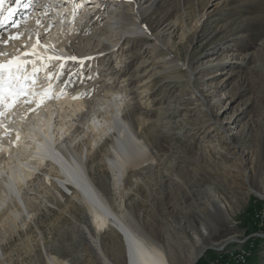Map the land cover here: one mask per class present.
Instances as JSON below:
<instances>
[{
    "label": "bare ground",
    "instance_id": "bare-ground-1",
    "mask_svg": "<svg viewBox=\"0 0 264 264\" xmlns=\"http://www.w3.org/2000/svg\"><path fill=\"white\" fill-rule=\"evenodd\" d=\"M158 2L160 0H88L87 3L84 0H75V3H84V6L77 9L73 16V3L65 0H35L34 5L38 8L32 11L30 17L26 16L27 19L19 28L13 29L11 20L0 28V34L4 38H7L9 32L23 33L19 40L10 41L7 45L0 44V51L14 53L17 48L30 49L36 42V33L39 32L41 43L54 45L56 53L93 57L84 62L85 76L92 75L93 79L65 86L66 94L46 100L38 108L36 102L42 99L39 96L30 105H17L9 114L11 118L3 120L10 132L6 136H0V264H19L13 257L18 249L30 257L29 264H66L68 260L61 259L64 250L52 247L42 231L40 237L35 239L30 224L33 223V226L40 229L37 222L40 211H55L49 204L63 210L69 203L74 204L72 200L79 202L75 208L82 211L83 217L78 230L73 229V232L85 241L82 249L95 255L99 264H175L178 257H188L174 250L169 243V237H166L165 242L162 241L152 231L154 229L142 223L138 213V198L144 191L152 195L154 186L161 183L167 186L166 196L163 198L169 197L168 187L176 181V172L181 167V163L174 161L175 156H167L166 150L160 144L152 145L150 136L145 131L161 125L169 138L178 135L194 139L191 134L193 131L194 134H202L203 139H208L211 134L200 120L193 121L185 117L187 113L175 121L180 114L178 106L165 101L155 104L151 88L146 87L144 80L141 82L138 78L142 76L141 69L135 67L128 75L129 64L122 58H127L129 49L123 40L129 34L139 35L140 38L152 35L146 19ZM111 10L112 15L108 13ZM23 13V8L17 9L12 20H18L17 15L22 20ZM26 13L28 14L25 10ZM59 14H62V20ZM37 20H40L39 24ZM154 22L156 20L152 23ZM49 24L52 26L45 32ZM180 24V21H176L170 27V33L182 28ZM70 29L76 31H69ZM154 37L156 40L159 38ZM170 39L161 47L160 55L163 59L160 64L167 65L165 70H170L168 73L173 75L171 78H184L183 85L186 90L192 89L193 93H198L199 98L196 97V100L199 101L202 111H207L205 115L210 116L209 104L204 101L205 97L202 89L200 90L203 85L201 82L204 81L197 75L200 70L192 69L188 65V59L181 61L174 55ZM38 51L42 54L45 49L38 46ZM48 51L52 53L51 48ZM254 54H245L240 58L232 54L227 63L236 65L239 62L245 67L253 64ZM234 58L238 59L232 61ZM158 59L156 58L157 61ZM56 63L58 62L53 63L52 68ZM38 75L40 79L37 85H46L48 81L43 79L45 73ZM242 81L243 78L241 83ZM54 91H60L59 82L56 83ZM84 92H90V95L73 99V96ZM188 94L193 95L189 92ZM224 95L230 104L236 99L234 93L225 92ZM191 98L182 95L180 99L189 104ZM151 103L152 106L158 105L155 121L146 117L147 113L150 114L146 108ZM248 104L249 101L240 103L238 111L248 109ZM29 107L36 110L28 112ZM255 116L251 114L250 119L253 120ZM3 131L4 128L0 127V133ZM218 132L215 131V134ZM219 137L223 138V135ZM220 138L215 139L218 142L209 148L210 154H227L218 146ZM102 166L110 172L111 184L107 180L105 186L113 189L117 196L113 202H110L91 175L95 167ZM15 167H20L23 175L14 179V191L11 192L7 181ZM258 194L264 197V187ZM216 206L225 209L222 204ZM69 217L76 219L75 214H69ZM254 219L264 222L262 217ZM133 228L136 230L134 234L138 235L143 244V248L138 249V255L133 254L128 241L129 231ZM106 230L109 233L101 236L100 233ZM15 235L20 236L21 242L18 247L13 244L9 248L7 243ZM207 235L208 230L204 227L198 236L195 235L196 242L204 244L202 248L210 244ZM224 241L226 240L211 243L219 244L218 247ZM242 246L245 250L235 248L232 253L220 256L217 264H224V260L233 257L237 258L235 262L242 264L250 244ZM68 247L71 253L78 251L74 244ZM18 256L21 258L22 254L18 252ZM188 261L190 263L192 258Z\"/></svg>",
    "mask_w": 264,
    "mask_h": 264
},
{
    "label": "rangeland",
    "instance_id": "rangeland-1",
    "mask_svg": "<svg viewBox=\"0 0 264 264\" xmlns=\"http://www.w3.org/2000/svg\"><path fill=\"white\" fill-rule=\"evenodd\" d=\"M156 8L146 19L152 35L140 38L139 35L129 34L123 40L129 49L127 58H122L129 64L128 75L135 67L141 69L142 76L138 78L151 88L155 104L165 101L178 106L180 114L175 121L187 113L185 117L200 120L211 134L208 139H203L202 134H194V131L191 133L194 139L178 135L169 138L161 125H155V130L145 131L150 136L151 144H160L166 150V155H174V161L181 163V167L176 172V181L168 187L169 197L163 198L167 186L160 183L154 186L153 198L146 191L138 198L140 219L154 229L152 231L162 241L169 237L174 250L188 255V259L178 257L175 264H192L204 246L195 240L202 227L209 233L206 237H209L210 244L205 247L211 248H206L194 264H217L220 256L232 253L235 248L245 250L242 245L247 243L250 246L242 264H247L252 256L255 264H264V222L254 219L255 210L264 205V197L258 194L264 187V0H160ZM108 13L113 14L112 10ZM176 21L181 22L182 28L170 33V27ZM154 36L159 38L156 40ZM169 38L174 55L181 61L188 59L192 69L200 70L197 75L205 81L201 82L200 90L204 101L209 104L210 116L205 115L207 111H202L196 100L198 93H193L192 89L186 90L184 78H171L170 70H165L167 65L160 64L163 59L161 47L166 45ZM232 54L238 58L254 54L253 64L245 67L239 62L236 65L228 64ZM156 58H159L158 61ZM187 91L193 95L189 96ZM225 92L236 95L234 102L229 103ZM182 95L192 97L189 104L180 99ZM246 101H249L248 109L239 112V104ZM157 107L151 103L146 108L150 111L146 117L151 121L157 118ZM251 114H255L256 118L251 120ZM215 131H219L218 134ZM217 138H220L219 148L227 154L220 156L209 153V148L218 142L215 141ZM95 168L91 175L113 202L117 196L113 189L105 186L107 180L111 181L110 172L103 166ZM161 197L163 199L159 201ZM72 202L74 204L69 203L63 210L49 204L55 211H40L37 216L40 229L30 224L33 237L39 238L42 231L52 247L64 250L63 257L59 258L68 260L66 264H99L95 255L82 249L85 241L73 232V229L78 230L83 217L82 211L75 208L79 202ZM218 204L225 209L218 208ZM69 214H75L76 219L69 217ZM108 233L106 230L100 235ZM83 234L86 236L85 231ZM19 237L15 235L7 246L10 248L15 244L18 247L21 242ZM224 239L229 243L223 252L218 253L214 247L219 244L212 245L211 242ZM72 244L76 247L79 245L78 251L71 253L68 250V245ZM238 246L242 247L238 249ZM18 252L22 254L21 258ZM18 252L13 253L17 262L29 264L30 257L25 256L23 250L18 249ZM189 258H192L190 263ZM233 258L237 263V258Z\"/></svg>",
    "mask_w": 264,
    "mask_h": 264
},
{
    "label": "snow or ice",
    "instance_id": "snow-or-ice-1",
    "mask_svg": "<svg viewBox=\"0 0 264 264\" xmlns=\"http://www.w3.org/2000/svg\"><path fill=\"white\" fill-rule=\"evenodd\" d=\"M65 2L73 3V16H75L76 10L82 8L88 0H84V3H75V0H65ZM34 4L35 0H23V2L22 0H0V28H3L10 20L13 29L19 28L27 17L22 20H12L13 14L16 13L17 9L30 8ZM59 15L62 20V14ZM36 22L39 24L40 20ZM69 22H72V18L69 19ZM51 26L49 24V27L45 28V32H48ZM69 31H76V29ZM22 35V32H9L7 38H4L3 34H0V44L7 45L10 41L19 40ZM36 36V42L31 45L30 49L21 50L17 48L14 53L0 51V127L4 128L0 136L9 134L10 129L4 125L3 120L11 118L9 114L17 105H30L34 102V98L39 96L42 99L36 102L38 108L44 101L66 94L65 86H71L77 81L83 83L85 79H93L92 75L85 76L84 74L85 60H91L93 57L61 55L56 53L54 45L41 43L39 32L36 33ZM38 46L45 49L44 53L41 54L38 51ZM49 48L52 49V53H49ZM54 62L58 63L52 68ZM69 62L72 64L70 65ZM50 68L52 70H49ZM41 72L45 73L43 79L47 80L48 83L38 86L37 81L40 79L38 74ZM57 82L60 83L59 92L54 91ZM82 95H90V92L78 93L73 96V99H79ZM35 110V108H28V112ZM18 139L19 135H17ZM135 232L134 228L129 231L128 241L133 254L138 255V249H142L143 244L138 235L134 234Z\"/></svg>",
    "mask_w": 264,
    "mask_h": 264
},
{
    "label": "water",
    "instance_id": "water-1",
    "mask_svg": "<svg viewBox=\"0 0 264 264\" xmlns=\"http://www.w3.org/2000/svg\"><path fill=\"white\" fill-rule=\"evenodd\" d=\"M264 236V235H263ZM229 243V240H226V241H224L222 244H220V246H216V247H214L215 248V250L216 249H219V250H216L218 253H221V252H223L226 248H225V246L227 245ZM206 248H211V247H204V248H202L200 251H199V253L196 255V257L194 258V260H193V262H192V264H194L197 260H198V258L199 257H201L202 256V254H203V252L206 250ZM213 248V249H214ZM225 248V249H224Z\"/></svg>",
    "mask_w": 264,
    "mask_h": 264
},
{
    "label": "built area",
    "instance_id": "built-area-1",
    "mask_svg": "<svg viewBox=\"0 0 264 264\" xmlns=\"http://www.w3.org/2000/svg\"><path fill=\"white\" fill-rule=\"evenodd\" d=\"M254 217H262L264 220V205L260 206L259 208H257L255 210ZM212 262H213V260H212ZM226 263H234V258L224 260V264H226ZM234 264H240V263H234Z\"/></svg>",
    "mask_w": 264,
    "mask_h": 264
},
{
    "label": "trees",
    "instance_id": "trees-1",
    "mask_svg": "<svg viewBox=\"0 0 264 264\" xmlns=\"http://www.w3.org/2000/svg\"><path fill=\"white\" fill-rule=\"evenodd\" d=\"M260 207V206H258ZM256 260L254 259V257L252 256L251 258L248 259V263L247 264H255Z\"/></svg>",
    "mask_w": 264,
    "mask_h": 264
}]
</instances>
